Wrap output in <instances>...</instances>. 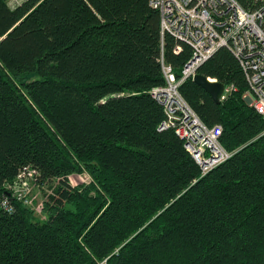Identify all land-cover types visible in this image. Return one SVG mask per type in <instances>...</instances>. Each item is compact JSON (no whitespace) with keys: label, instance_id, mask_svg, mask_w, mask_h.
<instances>
[{"label":"trees","instance_id":"1","mask_svg":"<svg viewBox=\"0 0 264 264\" xmlns=\"http://www.w3.org/2000/svg\"><path fill=\"white\" fill-rule=\"evenodd\" d=\"M0 0V264H264V117L240 62L199 74L236 88L180 92L232 157L203 175L150 91L192 49L162 33L152 0ZM251 0H239L249 7ZM181 51L176 53V48ZM53 188L48 220L9 196L20 170ZM92 183L74 187L71 176ZM11 199L12 211L2 203Z\"/></svg>","mask_w":264,"mask_h":264},{"label":"built area","instance_id":"2","mask_svg":"<svg viewBox=\"0 0 264 264\" xmlns=\"http://www.w3.org/2000/svg\"><path fill=\"white\" fill-rule=\"evenodd\" d=\"M151 6L160 13L162 33L171 34L192 49L191 58L180 76L164 57L161 58L165 85L150 91L165 111L166 120L160 130H174L205 175L230 159L233 153L220 142L222 127L206 126L180 88L186 81L193 80L218 50L228 48L240 62L248 83L243 99L264 117V0H251L248 8L239 0H152ZM175 51L179 53L180 47ZM211 82L218 81L211 79ZM234 91L233 86L225 87L221 102ZM219 159L222 161L215 164ZM37 177L38 171L26 166L14 181L5 183V188L11 198L29 207ZM92 181H84V184ZM9 196L2 206L11 212Z\"/></svg>","mask_w":264,"mask_h":264},{"label":"rangeland","instance_id":"3","mask_svg":"<svg viewBox=\"0 0 264 264\" xmlns=\"http://www.w3.org/2000/svg\"><path fill=\"white\" fill-rule=\"evenodd\" d=\"M23 1L24 0H10L9 4L11 7L13 6L16 7L20 5ZM221 161L222 160L219 159L216 161L215 164L220 163ZM70 180H71V184L74 187H77L78 185L84 184L85 183L84 181H86V183L92 181V177L87 172L77 173L71 176ZM53 191H54L53 188L51 189L48 187L40 188L37 185L34 186V189L32 192V204L27 208L33 211L35 217L39 219L41 222H45L48 220V215L45 211V205H46L45 202L48 199V196L53 193Z\"/></svg>","mask_w":264,"mask_h":264},{"label":"water","instance_id":"4","mask_svg":"<svg viewBox=\"0 0 264 264\" xmlns=\"http://www.w3.org/2000/svg\"><path fill=\"white\" fill-rule=\"evenodd\" d=\"M193 82L202 87L212 97L216 104H221V97L225 90V84L211 82L210 78L200 74L193 79Z\"/></svg>","mask_w":264,"mask_h":264},{"label":"bare ground","instance_id":"5","mask_svg":"<svg viewBox=\"0 0 264 264\" xmlns=\"http://www.w3.org/2000/svg\"><path fill=\"white\" fill-rule=\"evenodd\" d=\"M14 7V6H13ZM230 86H233V85H230ZM225 87H227V86H225ZM234 87V86H233ZM235 88V87H234ZM236 89V88H235ZM186 100V99H185ZM187 101V100H186ZM215 127V126H214Z\"/></svg>","mask_w":264,"mask_h":264}]
</instances>
